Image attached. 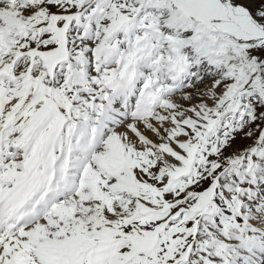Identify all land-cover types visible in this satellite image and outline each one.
I'll return each mask as SVG.
<instances>
[{"label": "snow or ice", "instance_id": "1", "mask_svg": "<svg viewBox=\"0 0 264 264\" xmlns=\"http://www.w3.org/2000/svg\"><path fill=\"white\" fill-rule=\"evenodd\" d=\"M0 264H264V0H0Z\"/></svg>", "mask_w": 264, "mask_h": 264}]
</instances>
